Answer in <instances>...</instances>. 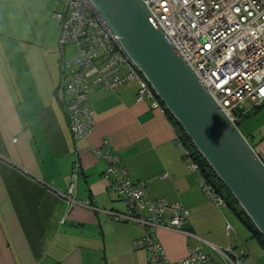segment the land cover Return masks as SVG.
I'll return each instance as SVG.
<instances>
[{
  "label": "crops",
  "instance_id": "obj_1",
  "mask_svg": "<svg viewBox=\"0 0 264 264\" xmlns=\"http://www.w3.org/2000/svg\"><path fill=\"white\" fill-rule=\"evenodd\" d=\"M4 65L0 62V264H145V251L134 245L144 231L109 214H122L125 207L106 191V165L91 150L103 140L148 197L181 203L189 212L183 229L192 236L157 231L170 264L195 246L219 263L216 250L230 247L245 251L240 262L252 255L264 264V246L239 208L228 201L220 210L208 202L176 143L180 129L163 107L135 100L136 83L114 92L90 86L94 129L74 142L58 70L37 77ZM244 114L243 135L264 161V103ZM75 148L82 165L75 200L84 206L69 207L60 194L70 183Z\"/></svg>",
  "mask_w": 264,
  "mask_h": 264
},
{
  "label": "built area",
  "instance_id": "obj_2",
  "mask_svg": "<svg viewBox=\"0 0 264 264\" xmlns=\"http://www.w3.org/2000/svg\"><path fill=\"white\" fill-rule=\"evenodd\" d=\"M154 20L181 59L190 65L200 85L215 99L218 107L232 121L233 110L264 103V0H143ZM62 9L52 11L60 27L59 90L74 142L84 140L94 129L89 87L114 92L136 83L137 102L149 101L161 108L159 100L140 71L124 52L117 36L108 27L89 0H61ZM72 46L71 54L65 48ZM248 105L249 107L246 108ZM176 143L182 149L189 171L197 175L198 186L208 202L218 208L227 206L214 182L202 172L197 156L181 131ZM106 168L102 174L107 192L115 194L125 207L122 214L110 212L113 221L135 224L143 237L134 242L146 253L145 264H170L157 237V231L192 236L183 229L189 212L181 203L152 199L143 187L134 183L121 157L103 140L101 147H91ZM82 165L74 149L70 183L60 194L69 205L84 206L75 200V190ZM166 178V175L160 176ZM89 208L94 207L89 205ZM229 225L227 229L229 230ZM221 263L206 255L200 247H188L178 264H240L244 250L230 247L216 250Z\"/></svg>",
  "mask_w": 264,
  "mask_h": 264
},
{
  "label": "water",
  "instance_id": "obj_3",
  "mask_svg": "<svg viewBox=\"0 0 264 264\" xmlns=\"http://www.w3.org/2000/svg\"><path fill=\"white\" fill-rule=\"evenodd\" d=\"M156 98L264 239V161L181 59L143 0H89ZM245 113L242 105L235 118Z\"/></svg>",
  "mask_w": 264,
  "mask_h": 264
},
{
  "label": "rangeland",
  "instance_id": "obj_4",
  "mask_svg": "<svg viewBox=\"0 0 264 264\" xmlns=\"http://www.w3.org/2000/svg\"><path fill=\"white\" fill-rule=\"evenodd\" d=\"M60 1L0 0V62L5 63L4 66L11 68L12 72L25 68L29 73L35 72L29 76L37 77H46L52 69H56L59 82L61 54L57 41L60 27L52 18V11L54 8L62 9ZM72 49V46H67L65 55L71 54ZM7 58L8 64H6ZM137 90L138 88L136 94ZM243 121H239V129L245 134V129L241 125ZM220 190L226 192L222 188ZM247 257L241 260L240 264H256L252 255Z\"/></svg>",
  "mask_w": 264,
  "mask_h": 264
},
{
  "label": "trees",
  "instance_id": "obj_5",
  "mask_svg": "<svg viewBox=\"0 0 264 264\" xmlns=\"http://www.w3.org/2000/svg\"><path fill=\"white\" fill-rule=\"evenodd\" d=\"M262 105V104H261ZM257 107V106H256ZM165 110V109H164ZM166 113H168L165 110ZM242 116H245V114H243ZM171 117V116H170ZM172 119V118H171ZM173 120V119H172ZM241 120V118H238L235 121V124L237 125V127L239 128V121ZM174 121V120H173ZM174 124L179 128L178 124L176 121H174ZM180 129V128H179ZM180 131L183 134V138L186 142V144L188 146H190L193 150V152L195 153V155L197 156V160L198 163L201 166L202 172L208 177V179H210L212 182H214V185L216 186V189L218 192H222L220 189H224L225 193L222 192L221 196L224 198V200L226 201V203L228 204V201H230V203H232L233 205L237 206L240 210V215H241V219L244 221V223L247 225V227L249 228V230H251L254 234V236L259 240L260 244L264 246V239L262 237V235L255 229V227L252 225V223L250 222V220L248 219V217L245 215V213L240 209V207L238 206L237 202L235 201V199L229 194V192L227 191V189L224 187V185L219 181V179L214 175V173L211 171V169L209 168V166L207 165V163L202 159V157L198 154V152L195 150L194 146L192 145V143L188 140V138L186 137V135L183 133V131L180 129ZM217 184L219 185L217 187ZM220 187V188H219Z\"/></svg>",
  "mask_w": 264,
  "mask_h": 264
},
{
  "label": "clouds",
  "instance_id": "obj_6",
  "mask_svg": "<svg viewBox=\"0 0 264 264\" xmlns=\"http://www.w3.org/2000/svg\"><path fill=\"white\" fill-rule=\"evenodd\" d=\"M163 107V106H162Z\"/></svg>",
  "mask_w": 264,
  "mask_h": 264
}]
</instances>
